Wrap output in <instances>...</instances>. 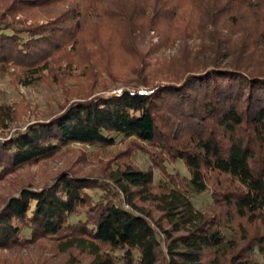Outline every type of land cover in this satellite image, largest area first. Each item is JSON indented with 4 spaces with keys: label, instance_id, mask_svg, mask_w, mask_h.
Wrapping results in <instances>:
<instances>
[{
    "label": "trees",
    "instance_id": "obj_1",
    "mask_svg": "<svg viewBox=\"0 0 264 264\" xmlns=\"http://www.w3.org/2000/svg\"><path fill=\"white\" fill-rule=\"evenodd\" d=\"M131 2L141 8L140 18L150 8L158 12L159 20L133 25L128 8ZM201 4L193 5L203 8ZM225 4L235 11H256L253 24L239 31L247 40L246 53H232L234 59L228 67L216 59L211 68L203 70L191 68L194 62L189 60L175 70L157 63L154 73L166 83H157L145 93L122 88L72 101L49 119L0 139V179L71 142L112 145L114 134L149 144L143 149L158 167L166 160H181L188 177L169 178L171 185L152 192V172L126 165L109 175L118 195L98 201L86 192L98 186V181L69 172L39 189L23 187L0 209V249L64 235L68 239L62 249L76 246L87 250L91 260L86 264H206L207 255L212 256V264H221L220 256L227 250H231L229 264H248L250 257L241 255L245 246L248 251L257 249L264 259V68L254 69L252 61H247V52L264 50V0H210L203 4L208 18L198 17L196 24L188 20L174 29L171 24L165 26L170 29L171 41L203 32L206 21L219 31L218 21L228 17ZM177 5L179 0H78L57 18L21 29L2 14L0 67L10 64L34 72L31 70L46 64L53 51L77 42L83 31L79 19L90 15L97 24L100 20L109 24L115 45L135 62L137 57L131 53L134 31L138 36L149 24L160 29L161 23L174 19ZM112 35L107 38L108 45ZM93 41L98 43V37ZM181 48L185 53L190 50L186 44ZM218 51L214 48L216 54ZM128 70L138 75L134 87L148 85L147 76L141 75L145 71L141 63ZM212 174L227 176L233 184L211 190L213 203L206 213L193 206L189 192L206 190ZM139 196L149 199L162 218H154L139 205ZM79 206L86 207L85 219L69 223V215ZM240 220L248 224L258 220L262 226L246 235ZM232 227L238 235L233 241L241 239L245 245L239 250L223 231ZM103 247L121 250L120 261Z\"/></svg>",
    "mask_w": 264,
    "mask_h": 264
},
{
    "label": "rangeland",
    "instance_id": "obj_2",
    "mask_svg": "<svg viewBox=\"0 0 264 264\" xmlns=\"http://www.w3.org/2000/svg\"><path fill=\"white\" fill-rule=\"evenodd\" d=\"M78 0H0V16L4 15L12 21L17 28H26L34 24H42L57 18ZM124 2L125 0H120ZM210 0H179L180 5L174 13V19L170 18L160 29L144 28L145 30L134 31L132 54L137 57L132 61L129 55H124L115 45L111 27L101 20L98 24L94 21L95 16L80 17L79 21L83 31L78 33L75 44H66L56 51H53L46 64L42 65L34 72L23 71L21 67L6 65L0 67V139H7L14 136L19 131L26 128L30 123L49 119L58 113L62 108L72 101L90 98L98 94H109L120 92L122 88H133L137 91H148L153 85L166 83L165 80L155 75L157 63H165L172 69H179L181 63L186 60L194 62L191 68L203 70L211 68L215 59L222 66L228 67L236 56L243 53L245 42L243 35L239 31L243 27L253 24L256 16L254 9L249 12L235 11L227 9V21L221 18L214 29L209 21L203 26L204 31L188 36L186 40L175 39L171 41L170 29L185 25L188 20L196 24L198 17L208 18L209 15L204 5ZM201 4L197 9L193 4ZM204 4V5H203ZM234 4V3H233ZM129 11L132 13V24H139L145 21L159 20L158 12L153 13L151 9L143 12L141 18L138 12L141 8H136L128 3ZM137 13H134L133 11ZM229 11V12H228ZM74 15V13H71ZM207 14V15H206ZM181 19H178L180 18ZM259 18V17H257ZM144 24V23H143ZM171 24L170 29L165 25ZM232 28L227 31V28ZM196 28L195 25H193ZM127 29V28H126ZM162 35H160L161 33ZM112 35V43L108 45L107 38ZM170 35V36H169ZM98 37V43L93 38ZM168 36V40H167ZM114 37V38H113ZM99 42H101L99 44ZM189 45V52L182 51V45ZM199 44L194 49V45ZM131 49V47H129ZM214 48L219 50V54L214 52ZM248 50V49H247ZM134 52V53H133ZM246 53V52H245ZM249 54V55H248ZM247 61H252L253 68H264V50H251L247 52ZM138 56L140 59H138ZM141 60V61H140ZM140 61V62H139ZM145 68L141 73L147 76L148 85L134 87L133 83L137 76L131 73L128 67L140 64ZM258 63V64H257ZM257 64V66H255ZM153 67L152 71L150 70ZM183 68V67H182ZM109 71V72H108ZM181 71V70H179ZM114 143L109 146L89 145L77 142L68 143L62 146L57 152L43 158L35 163L25 164L13 172L0 179V209L4 202L13 195H17L21 188L28 187L39 189L50 184L58 175L69 172L78 177H91L98 181V186L86 189L90 199L98 201L106 196L119 193L115 182L109 175L126 165L136 169L152 172L151 191H160L161 186L171 185L169 178L175 176L188 177L189 173L181 160H166L158 167L153 164L143 146L150 147L133 137L126 138L120 134H114ZM207 189L195 193L190 191L189 196L193 206L200 211L209 213L213 203L211 190L220 184L224 187L230 186L233 182L227 176L220 174L208 175ZM136 202L148 210L154 218H162L161 212L155 205L144 197H137ZM85 206L77 207L76 211L69 215V223H77L85 219ZM246 228V235L252 234L256 228H261L258 220L248 224L245 220H240ZM161 224L168 228V224L161 219ZM233 226L236 227V224ZM226 237L231 238L235 245V250L243 248L241 239L233 238L238 236L233 229L226 230ZM173 233V232H172ZM24 234H28L24 230ZM174 235L178 233H173ZM52 236L40 238L25 245L0 249V264H86L91 260V255L87 250H81L76 246L62 249L63 243L68 237ZM233 237V238H232ZM164 241V240H163ZM244 247L241 255H247L251 261L248 264H264V259L257 249ZM103 249H107L103 247ZM118 261L121 258V250H109ZM231 250L223 252L220 256L221 264H229ZM206 264H212V256L207 255ZM159 264V263H158Z\"/></svg>",
    "mask_w": 264,
    "mask_h": 264
},
{
    "label": "built area",
    "instance_id": "obj_3",
    "mask_svg": "<svg viewBox=\"0 0 264 264\" xmlns=\"http://www.w3.org/2000/svg\"><path fill=\"white\" fill-rule=\"evenodd\" d=\"M138 92H139V93H145V92H147V91H145V90H139Z\"/></svg>",
    "mask_w": 264,
    "mask_h": 264
}]
</instances>
